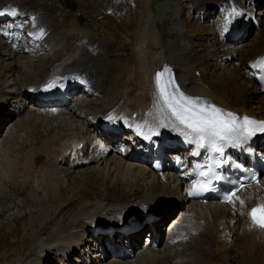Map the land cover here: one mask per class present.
I'll return each instance as SVG.
<instances>
[{
	"label": "bare ground",
	"instance_id": "1",
	"mask_svg": "<svg viewBox=\"0 0 264 264\" xmlns=\"http://www.w3.org/2000/svg\"><path fill=\"white\" fill-rule=\"evenodd\" d=\"M164 1H167L169 10L161 23L156 22V14L150 5V0H144L142 12L140 10L139 23L133 32L134 39L127 37L116 41L113 37L103 39L92 35L91 27L83 25H79L78 32L70 35L65 31L66 23L55 15V13L59 15L60 10H55L54 7L47 8L49 6L42 0H0V12L9 13L0 15V87L2 91L4 85L14 86V83L18 81V70L22 64L31 67L30 64L33 61L29 56L15 58L21 52V49L16 48L19 35L22 37L24 35L32 36L31 48H27V52L32 49H40L43 57L45 54V57L51 58L49 69L39 81L30 83L21 89H11V92L6 96H3L0 91V112L2 111L0 115L3 117V122L7 120L6 116L9 110L13 114H19L28 104H32L29 115L33 116V119L29 123L26 119L27 122L19 120V126L25 128L31 126L32 122L36 125L44 122L43 119L38 121V118L34 116L36 114L38 116L41 114L51 115L50 117L53 119L57 115L64 114L73 117L72 119L70 117L69 119L62 118L58 122L60 127L58 130H61L62 122H65L67 126H73L78 113H85L91 121H94L93 123L84 121L85 129L73 127L69 128L67 132L58 131L55 136L44 143V146L38 148L39 153L36 155L45 160V168L47 167L48 170L50 167L57 174L64 172L68 175L76 169H82L92 164L99 165L96 167V171L99 172L100 165L104 164V174L109 175L116 172L117 176L115 177L121 185L132 183L139 186L140 181H146L148 188H153L152 190L156 186L159 188V191H152V193H148L146 190L145 194L132 201H122L123 199L115 201L97 196L93 199L62 203V207L59 209L54 205L47 213H44L45 209H43L41 215L59 211L54 220L51 218L46 220L47 217L38 218L43 225L36 234V247L39 248L41 255L36 264H45L44 261L50 254L55 257L50 260L49 264H53L56 260H59V264H66V261L72 259L74 257L72 255L76 252L82 254L83 263L81 264H106L110 261H112L111 264H123L121 261L128 258L129 255L124 253L121 256L118 249L121 248L124 251L126 245H121L115 250L113 240L112 244L109 243L113 247V251L102 246L103 250H106L104 256L102 252L96 250L97 243L87 245V248L83 247L90 243L92 236L94 237L95 227H98L99 232L102 233L101 224H114V222L118 224V221H129L150 213L155 222L149 228L153 226L157 231L163 232L178 208L184 206L186 208L179 218L174 219L166 229L168 245L165 243L167 246L164 249L156 250L154 241L149 245L147 239L145 251H141L142 253L139 254L143 260L139 261V264H165V257L173 255L171 245H176L179 240L184 241L188 237L170 236L171 230L177 228L195 229L199 231V234L203 233L208 238L203 243L206 248L207 245L215 246V248L224 247V250L217 254L220 259L225 257L226 252L229 262L242 255L244 264H264V229L250 227L247 215V212L257 203L264 202V178L258 184L246 187L237 193L233 198L235 211L230 203H200L196 201L189 203L188 191L195 184V180L199 178L198 171L187 166L184 158L173 154L168 164V170L162 176L152 173L155 177L150 178L151 175L147 176V172L143 170V165H147L146 160L150 158L158 145L156 147L143 146L142 141L137 138L142 131H145L147 134H144L143 138L153 142L159 134L164 133V128L171 127V125L160 126L161 121L168 123L170 114L158 99L155 83L156 70H162L165 66L171 70V75L181 93L203 98L236 114L238 118L248 117L257 122H264V96L261 94V87L255 80V75L258 72L257 67L264 61V47L260 48L249 60V69L245 73L235 63L236 40H233L231 36V33L236 30H244L246 34L255 29L259 22L257 15L261 13L255 11V6L257 2L261 5L264 0L198 1L200 5L198 9L201 13L198 16L200 22H205V18L210 16L206 12L214 14L215 9H220L223 12L222 17L211 24L213 31L210 35L211 38L214 36L227 50L226 52L221 51L215 61L208 64L206 61L200 60L198 50H196L197 45L191 41L184 20H181V11L183 10L181 2L179 0ZM12 9L16 10L14 16L10 14ZM84 10L87 15L90 12L95 13L96 8L89 3L84 7ZM29 22H33V25L23 31V27ZM129 44L133 48L131 53L133 55L131 66L133 67L130 69L125 65L130 58H125L126 54H129ZM5 61L11 62L7 64ZM209 65L213 68L212 75L223 68L222 79L205 80V74L201 70L206 69ZM127 72L131 73L130 77ZM57 78H59L58 82H61L69 90L68 94H72V96L78 93L79 88L89 89L91 93L87 96L91 95L99 105L91 108L81 99L69 107L72 102L60 100L55 103V106L44 104L43 109L36 112L37 108L33 103L36 101L43 103L38 96H35L37 86ZM241 78H245L246 81L242 82ZM247 82H252V84L249 85ZM230 85H232L231 90ZM232 89L237 90V96L232 92ZM243 96L246 99L249 97L253 99V103L256 104L255 109ZM9 98V106L6 107L5 99ZM135 113L137 117H133ZM102 120H105L117 132H122L125 136L123 141L126 143L124 144L134 147V150L129 153L118 151L117 144L121 145L122 142L117 136L107 135L108 139L104 140L105 131L101 130L102 127L99 125ZM96 121L97 123L94 124ZM173 128L175 136L190 141V137L186 138L182 135L181 129ZM139 131L140 133H138ZM85 141L87 144L82 149H77V146ZM180 159L182 167L177 169L176 163ZM81 161H88V164L81 165ZM194 162L200 163L198 160H194ZM31 163H33L32 160ZM31 163L27 162V167L31 170L27 173V188L29 185L37 186V180L33 177V172L37 169ZM45 168H40L39 173L41 174ZM6 170L8 169L6 168ZM138 170L139 173L136 172ZM121 173H126V175L121 177ZM54 178L48 177L46 182L49 181L50 185L52 183L55 185L56 179ZM147 178L152 180L147 181ZM106 180L107 178L104 176V184ZM175 181L177 184L174 183ZM52 187L55 191L58 190L55 188L56 186ZM59 194L61 193L59 192ZM163 198H166L167 202L164 200L162 203L164 205L154 207L157 200ZM240 201L244 202L243 205ZM63 204L65 205L63 206ZM219 207L225 208L228 213L225 214V210L222 212L217 209ZM137 245V239L133 238L130 244V254L136 252ZM181 246L183 245L181 244ZM83 253H88V255ZM185 254H188L191 259L194 258L190 251L183 252L179 254L180 258H178L179 255L176 257L173 264H186ZM43 257L45 260L42 259ZM78 260H80L79 257L76 258V261ZM226 260L224 259V264L229 263Z\"/></svg>",
	"mask_w": 264,
	"mask_h": 264
},
{
	"label": "rangeland",
	"instance_id": "2",
	"mask_svg": "<svg viewBox=\"0 0 264 264\" xmlns=\"http://www.w3.org/2000/svg\"><path fill=\"white\" fill-rule=\"evenodd\" d=\"M42 1L49 6L47 8L54 7L56 8L55 10H60L59 15H57V13H55V15L61 21L66 23L67 29L65 31L70 35H73L74 32H78L79 25H83L85 27H91L92 35L102 37L103 39H110L113 37L116 39V41L127 37L134 39L133 32L139 22H137L136 25L132 24V22L134 23L137 21V18L140 19V15L144 7V0ZM70 1L75 2L77 12H72L66 7ZM158 1L160 0H150L151 7H153ZM179 1L183 7V12L181 11V20L184 18L188 28V34L191 36V41L197 45L196 50H198L200 60L203 62L206 61L207 64L209 62L215 61V58L217 55H220L221 51L226 52L227 50L226 47L224 48V46H221L222 44L218 42L214 36L211 38L210 35L212 33L211 31H213L211 24H214V22H216L218 19V12L215 16L212 15V18H206L205 22H200V18L198 17L200 15L198 9L200 8L198 2L199 0ZM89 3L92 4L96 10H94L95 13L90 12V14L87 13V15H85L84 7L87 4L89 5ZM256 11L261 12V14L258 13L261 23L256 26L255 29L251 30L250 33L238 38L234 48L237 50L235 52V63L238 64V67H240L245 73L249 69V60L259 51L260 48L264 47V3L257 5ZM132 50V45L129 44V54H126L125 56V58L130 57L129 61L125 63L129 69L133 67L131 66L133 63V55L131 54ZM40 51L34 55H31L32 57L29 56L33 60L30 64L31 67H28L25 64L21 65L18 70V81L14 83V86L4 85L3 91L0 87V91H2L3 96L8 95L7 93L11 92V89H21L30 83L37 82L43 78L46 70L49 69L51 58L45 57V54L43 57V54ZM25 56L28 55L17 54L15 58L20 59L21 57ZM5 62L10 64L11 61ZM201 71L205 74L204 77L207 81L216 78L222 79V76L224 75L223 68L221 71H216L215 75H212L213 68L210 65ZM127 73H129L130 77L131 73ZM245 78H241V81L245 82ZM247 84L251 85L252 82H247ZM11 86H13V88H10ZM231 87L232 85L229 86L230 90ZM232 92L237 96L236 89H232ZM260 95L261 94H259V96ZM243 98L250 103L253 109H255L256 104L253 103L254 101H252L253 99H251V97L248 98L249 100L246 99L245 96H243ZM82 102L91 108L99 105L94 101L93 97L90 96L87 97V99H82ZM73 103L72 106L74 105ZM100 105L103 104L100 103ZM30 110L31 105L28 104L26 105V108L19 114H13V112L9 110L7 112L8 115L6 116L7 120L5 122H3V117L0 119V264H36V261L40 259V250L38 247H36V234L39 232V229L42 228L43 224L40 222L41 220L39 221V219L47 217L46 220H49L50 218L51 220H54L56 219V214L59 211H53L54 213L52 214L50 212L46 215H41V211L43 209H45L44 213H47L52 208V206L54 207V205L59 209L62 207V203H73L81 199H93L97 196L107 197L115 201H118L116 199H123L122 201H132L134 198L145 194L146 190H148V193H152V191H159L157 186L154 187V190H152L153 188H148L146 181H140L139 186H135V184L132 183L129 185H121L120 181L115 177L117 176L116 172L113 171L114 173H110L109 175L104 174V164L100 165L99 172L96 171V167L99 165L96 166L95 164L88 165L82 169H77L76 171L68 173V175L64 172L57 174L54 169L51 170L50 167L47 170V167L45 168V160L43 158H38L36 155V153H39L38 148L44 146V143L55 136L58 131L67 132L69 131V128L73 127L85 129L86 124L84 122V113H78V117H76L73 126H67L65 122H62L60 124L62 128L61 130H58L60 128L58 122L62 118L69 119L70 116L68 114L57 115L54 119L50 117L51 115L46 116L41 114L38 116L36 114L34 116L38 118V121H41L42 119L44 120L42 124L39 123L36 125L31 121L32 125L28 126V128L19 126L21 120H24L25 122L28 120L29 123L30 120L33 119V116L31 115L32 117H30L29 115ZM72 118L70 117V119ZM31 160L33 163H31ZM27 162L31 163L37 169L35 172H33V177L37 180V186L33 185L32 187L29 185V188L26 186V179L28 176L27 173L31 170L27 167ZM143 166L146 165L144 164ZM6 168L8 170H6ZM40 168H45L44 171H41V174L39 173ZM146 168L147 167H144L143 169L147 172L146 175H151L150 178L154 177L152 176L151 172H148ZM136 172L139 173V170ZM47 175L48 177H55V185L53 183L51 185L56 186L55 188L58 190L55 191L54 188L48 183L49 181L46 182V179L48 178ZM123 175H126V173H121V177ZM104 176L107 178V183L105 182V184L103 182ZM150 178H147V181L152 180ZM174 183L177 184L176 182ZM59 192L61 194H59ZM166 198L157 200L154 207L164 205L162 203H164ZM165 202H167V200H165ZM65 204H63V206ZM185 208L186 206L178 208V211L169 220L166 229L168 226H170L174 219L176 220L179 218L180 214L185 210ZM217 209L221 210L222 212L225 210V214L228 213L225 208L219 207ZM166 229L164 228V231L159 233L157 237L158 239L160 238V240L157 242V246L155 247L156 250H161L162 248L164 249L168 245L166 242ZM145 235V233H142L138 240L139 243L136 252L132 253V255L130 254V257L126 258L125 261L123 259V261H121L123 264H139L141 261H143L139 257V254L141 251H145V245L142 243ZM170 236H188L189 238L187 237L188 239L186 238L184 241L179 240L176 245H171L174 247H171V252L173 255H170V258L165 257V264L175 263L176 257L180 253L188 251L193 254L194 258L191 259L188 254H185L186 258L188 259V261L187 259H184L186 264H224V259H227L226 262H229L226 252L225 257H222V259L218 258L217 256L218 253H221L224 250V247L215 248V246L207 245V249L203 243L204 240L206 241L208 238L203 233L199 234V231L195 229H172ZM165 243L167 245H165ZM181 244L183 246H181ZM138 251L139 253H137ZM60 252L62 251L60 250ZM54 257V255L50 254L46 260L44 257L42 259L45 260V264H49L50 260ZM178 258H180V255ZM69 260L70 262L66 263L73 264L72 260ZM242 260V255H239L236 258H233L227 264H244V261ZM111 262L112 261L108 263L106 262V264H111ZM53 264H59V261Z\"/></svg>",
	"mask_w": 264,
	"mask_h": 264
},
{
	"label": "snow or ice",
	"instance_id": "3",
	"mask_svg": "<svg viewBox=\"0 0 264 264\" xmlns=\"http://www.w3.org/2000/svg\"><path fill=\"white\" fill-rule=\"evenodd\" d=\"M9 14L0 12V15ZM11 15H16V10L12 9ZM259 67L264 68V62ZM59 78L45 86V91H50L59 86ZM157 96L162 102L164 109L170 114L168 123L161 121V127L172 126L179 128L182 135L190 137V141L195 143L197 148L207 147L213 153L223 154L224 145L250 138L255 133H264V122H257L248 117L238 118L236 114L226 111L215 104L199 97H191L179 91L175 84L171 70L165 66L155 77ZM182 126V127H181ZM186 130V131H184ZM199 155V152L195 153ZM214 166H209V172L202 173L203 177H208ZM242 187L236 185L233 190L225 195L224 201L233 205L235 211L234 197L237 190ZM211 190V181L205 180L203 183L194 185L189 191V195L197 196ZM243 205V201H240ZM247 215L250 220V227L264 229V202L257 203L252 207Z\"/></svg>",
	"mask_w": 264,
	"mask_h": 264
},
{
	"label": "water",
	"instance_id": "4",
	"mask_svg": "<svg viewBox=\"0 0 264 264\" xmlns=\"http://www.w3.org/2000/svg\"><path fill=\"white\" fill-rule=\"evenodd\" d=\"M157 21L161 22L164 18L166 10H168L167 2L158 3L155 6Z\"/></svg>",
	"mask_w": 264,
	"mask_h": 264
}]
</instances>
